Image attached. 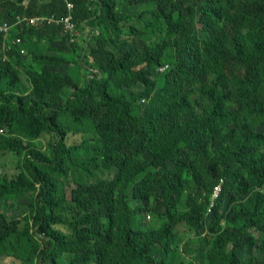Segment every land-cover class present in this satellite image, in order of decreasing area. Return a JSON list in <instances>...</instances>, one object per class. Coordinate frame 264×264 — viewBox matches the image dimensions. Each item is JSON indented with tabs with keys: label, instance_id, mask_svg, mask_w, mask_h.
Returning a JSON list of instances; mask_svg holds the SVG:
<instances>
[{
	"label": "trees",
	"instance_id": "obj_1",
	"mask_svg": "<svg viewBox=\"0 0 264 264\" xmlns=\"http://www.w3.org/2000/svg\"><path fill=\"white\" fill-rule=\"evenodd\" d=\"M27 1L0 0V24L63 18L69 1L93 43L48 54L38 42L57 40L63 27L23 22L9 37L42 65L27 86L28 57L6 53L0 32V151L21 169L15 178L0 170V206L31 195L22 224L0 209V259L264 264V0ZM122 21L134 22L126 38ZM71 63L85 70L84 87ZM64 65L66 73L48 69ZM45 133L50 155L35 147ZM70 136L78 143L68 145ZM98 169L112 177L94 179ZM62 206L70 216H58ZM147 214L162 218L158 227L146 226ZM182 223L193 237L178 259ZM248 246L258 254L242 257Z\"/></svg>",
	"mask_w": 264,
	"mask_h": 264
},
{
	"label": "rangeland",
	"instance_id": "obj_2",
	"mask_svg": "<svg viewBox=\"0 0 264 264\" xmlns=\"http://www.w3.org/2000/svg\"><path fill=\"white\" fill-rule=\"evenodd\" d=\"M28 1L25 0L24 4H27ZM129 13H131L134 17L135 12L134 11H129ZM137 23H140V20H134ZM133 21H122L120 26L121 28L124 30L123 32V37L126 38L128 37V29L129 27L133 24ZM97 29L101 32L103 31L102 27H97ZM19 30V29H16ZM150 35H149V39H153L154 35L152 34V30L150 29ZM107 34V33H106ZM110 32L109 35L110 36ZM10 35H13V32L10 33ZM16 37L19 36H12L10 37V39H15ZM89 35H88V30L85 28H82L80 30H77L74 33H70L67 32L66 30H63V32L61 31L58 35H57V40H53V41H46L43 40L41 42V44H37V48H39V50L44 51L48 54H56L58 52V50L64 51L66 53L72 54V45L76 42L81 43V44H92L93 42H91L88 39ZM91 42V43H90ZM11 45V43H10ZM12 46V45H11ZM26 49V53L23 55V57H21L22 60H25L27 57V60L25 62H23V66L21 67V78H22V82L25 85H29V79H28V71L29 70H39L42 68V65L37 64L35 62L32 61V59H29L28 56V52L30 53L29 48L26 46L24 47ZM34 49V46H31V49ZM13 50H16L19 54V56H21L20 54V50L18 49V47L16 46H12V49L8 52H12ZM1 53V52H0ZM12 57V59L16 58L15 54L12 55H7V57L5 59L10 60ZM4 60V59H3ZM6 61V60H4ZM72 68H78L79 71V84L81 87H84L85 85V81H86V72L85 70L81 67V65L78 66H73V63H71ZM48 69H52L55 70L59 73H66L68 70V65H64L63 67L60 68H52V67H48ZM134 90L137 93H141L142 87L139 85H136L134 87ZM61 92L64 98H67L69 96V94L71 93L70 89H68L67 87H62L61 88ZM5 134L4 130L0 127V138L1 135ZM53 136L50 134H43L41 136V138H39L36 142H35V147L40 150L42 153L46 154V155H50V150H49V144L52 141ZM75 140V142L78 143V141L76 140V138L73 137H68L67 139V144L68 145H73L75 143H73ZM13 156V157H12ZM146 158H149L146 155ZM4 165V166H3ZM19 157L15 154H8L3 156L2 152L0 151V170L2 173H6L7 176H9V178H15L19 172L21 171L20 167H19ZM3 166V167H2ZM112 177V172L110 171H104L102 169H98L95 171L94 173V179L97 178H103V179H108ZM70 187V185L67 186V188ZM70 190V189H68ZM31 202V195L30 193H25V194H21L18 196H13V197H7L5 198L0 206L1 211H7L12 219L15 220H19L21 222V224L23 223V219L25 217L26 214L29 213V204ZM134 207L135 203L132 204ZM144 206H146V204L144 203ZM210 206L208 207V211H210ZM57 214L60 217L63 216H70L71 214V210L69 209L68 206H62L57 210ZM162 218L159 216H153L152 214H147L146 215V226H152V227H158L159 224L161 223ZM176 232L178 234V240H179V252L176 255V258L180 259L183 258V253H182V247L183 244L185 243V240H188L190 238L193 237V233L192 230L188 228V226L185 223H182L181 225H179L176 228ZM255 236H258L259 233L254 231ZM258 249L255 247H251L248 246L244 251H240L241 256L242 257H246L250 254H258ZM14 258V257H13ZM13 258H5V259H0V264H13L14 260ZM187 259H190L189 256H187Z\"/></svg>",
	"mask_w": 264,
	"mask_h": 264
},
{
	"label": "built area",
	"instance_id": "obj_3",
	"mask_svg": "<svg viewBox=\"0 0 264 264\" xmlns=\"http://www.w3.org/2000/svg\"><path fill=\"white\" fill-rule=\"evenodd\" d=\"M67 7H68V14L67 16L63 18H55V16H35V17H30V18L18 16L14 23H9L5 21L2 24H0V32L3 34L4 39L9 40L8 41L9 43H5L4 45L5 52L6 53L9 52L12 49V46H16L20 50L21 56H23L26 53V49L23 47V40L20 36L16 37L15 39H10L9 37L10 33L14 29H19V30L23 29L22 27L23 22H28L30 25H33V26H37L39 24H45V23L46 24H56V25H61L63 29L66 30L67 32H70V33L76 32L78 29L76 28L75 23L72 22L73 4L67 1ZM10 43L12 46L10 45ZM163 70L164 68H160L159 71H163ZM221 186H222V181L218 183L217 186H215L213 193H212L210 207L213 206L215 200L219 196Z\"/></svg>",
	"mask_w": 264,
	"mask_h": 264
},
{
	"label": "clouds",
	"instance_id": "obj_4",
	"mask_svg": "<svg viewBox=\"0 0 264 264\" xmlns=\"http://www.w3.org/2000/svg\"><path fill=\"white\" fill-rule=\"evenodd\" d=\"M213 190H214V189H213ZM212 193H213V192H212ZM219 194H220V193H219ZM211 198H212V197H211ZM217 198H218V197H217ZM216 200H217V199H216ZM216 200H215V201H216ZM210 203H211V202H210ZM214 203H215V202H214ZM213 205H214V204H213ZM209 206H210V205H209Z\"/></svg>",
	"mask_w": 264,
	"mask_h": 264
}]
</instances>
